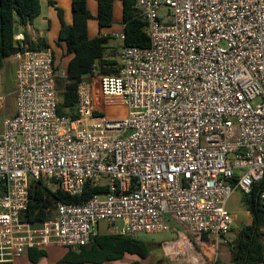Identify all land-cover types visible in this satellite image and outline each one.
I'll use <instances>...</instances> for the list:
<instances>
[{
  "label": "built area",
  "instance_id": "1",
  "mask_svg": "<svg viewBox=\"0 0 264 264\" xmlns=\"http://www.w3.org/2000/svg\"><path fill=\"white\" fill-rule=\"evenodd\" d=\"M135 6L150 46H126L123 29L118 73L82 77L76 117L57 112L67 72L52 50L26 45L13 55L16 111L0 130V263L86 246L101 222L135 238L181 226L218 243L234 228L231 195L264 180V0ZM118 104L126 117L103 115ZM33 180L73 197L87 184L106 191L58 202L31 223L21 215Z\"/></svg>",
  "mask_w": 264,
  "mask_h": 264
},
{
  "label": "trees",
  "instance_id": "2",
  "mask_svg": "<svg viewBox=\"0 0 264 264\" xmlns=\"http://www.w3.org/2000/svg\"><path fill=\"white\" fill-rule=\"evenodd\" d=\"M122 4V23L124 25L125 45L149 47L150 38L147 34V24L140 16L135 6V0H97V16H93L88 0H72V24L64 20V12L56 6V2L49 0L58 11L61 21L59 43L65 46V53L71 58L67 64V81L64 88H59L57 80L59 115L76 117L77 87L82 77L92 73L95 69L104 74H116L118 64L117 55L110 46L115 37L100 34L89 37L88 22L95 18L99 30L111 28L114 25V4ZM41 15V0H0V71L4 61L28 45L33 51L50 49L46 38L32 39L24 31V39L18 40L16 28L26 27ZM6 191V186L0 184V194ZM105 187H94L87 184L82 196H70L60 190L53 191L42 181L33 180L30 184V204L22 213L21 219L31 223H38L49 217V208H54L58 202L82 203L93 195L105 192ZM264 191V180L253 185L250 194H242V204L252 217L250 225L244 226L234 241L230 243L231 261L234 264H264V203L260 198ZM224 238V236H223ZM203 239H207L203 235ZM150 244L141 238L125 236L116 232L99 233L92 241L76 250L68 249L64 257L57 263H94L101 264L108 261L123 259L125 255H136L146 259L150 255ZM48 254L47 250H31L29 259L38 263ZM13 264V262L0 263Z\"/></svg>",
  "mask_w": 264,
  "mask_h": 264
},
{
  "label": "rangeland",
  "instance_id": "3",
  "mask_svg": "<svg viewBox=\"0 0 264 264\" xmlns=\"http://www.w3.org/2000/svg\"><path fill=\"white\" fill-rule=\"evenodd\" d=\"M47 3L43 4L44 13L47 10ZM165 10H161L160 14H162ZM93 20H96L93 18ZM122 26V20L120 15H116L113 28L110 31H117ZM114 44H120L121 41L119 38H115L112 40ZM113 50H111L115 55L119 54L120 46H113ZM69 55L64 53L61 58L60 62V72L65 73L67 72V62H68ZM67 77L60 78L59 88H64L66 84ZM12 87H11V80L9 78L3 80L0 74V125L3 123L4 118L8 113V108L12 103ZM105 115L109 119H122L127 115V109L124 105L118 104L114 106L108 107L104 112ZM227 209L235 216V223L234 228L231 232L226 234L223 238L220 237L218 239V243L214 238L203 239L204 242L200 241L198 236L189 235L188 232L183 228L175 227L176 229L170 230L167 232L161 233H147L141 234L139 238L144 239L147 241L150 246V255L147 258L148 262H153L155 264H192L197 263L198 261L202 264H234L231 261V251H230V243L235 240L237 237L239 230L249 225L248 221L250 222L251 215L246 210L244 205L242 204V193L237 190L235 191L231 197L229 198L227 204ZM100 233L107 234L110 232H115L116 228L111 227L106 222H101L99 225ZM180 232L189 235V239L191 240V245L188 247H181V252L178 254L171 255L168 252L165 253L166 244L175 242L180 237ZM226 240V242H225ZM161 245V246H160ZM168 246V245H167ZM48 255L44 258L42 263L40 264H50L55 259L59 258L63 252V248L60 246H50L48 247ZM193 255V257H192ZM194 256L198 257V261H194ZM136 259V256H127L125 258V263H129L128 260ZM200 259V260H199ZM141 261V259H139ZM32 264V263H31Z\"/></svg>",
  "mask_w": 264,
  "mask_h": 264
},
{
  "label": "crops",
  "instance_id": "4",
  "mask_svg": "<svg viewBox=\"0 0 264 264\" xmlns=\"http://www.w3.org/2000/svg\"><path fill=\"white\" fill-rule=\"evenodd\" d=\"M56 2V6L60 7L63 12H64V20L67 24H72L73 22V14H72V0H52ZM47 3V10L46 13H44V7L43 4ZM88 7L93 14V16H97L98 12V3L97 0H88ZM116 15H120L121 20H122V4L120 1H116L114 4V22ZM61 28V21L58 16V11L55 6H52L49 3V0H41V15L36 18L33 23L28 24L25 28H19V35L24 37V31H26L29 36L36 40L38 37H44L47 39L51 50L53 51L55 58L57 59L58 62H61L62 55L65 53V46L63 43H59L58 36H59V31ZM113 27L111 28H105L102 31L99 30L98 22L97 20H89L88 22V32H89V37L94 38L100 34L103 35H111L115 38H118V34L121 33L124 29V25L122 23V26L120 27L119 30L117 31H110ZM115 46H120V44H114ZM113 43H110V46H114ZM120 51V50H119ZM71 58L69 55L68 61ZM119 58V54L117 55V59ZM68 64V62H67ZM17 67V62L14 59L13 56L7 58L4 61L3 68L0 71L1 77L3 80L9 78L11 80V87H12V103L9 106L7 116H12L15 114L16 111V104H15V92H16V80H15V71ZM2 129V124L0 125V130ZM235 216H234V223H235ZM250 222L248 221L249 225L252 222V217L249 219ZM178 228H181V226H177ZM176 229V228H174ZM100 233V231H99ZM180 237L177 241L166 244L165 253L168 252L171 255L178 254V252H181L180 248L181 247H188L190 246V239L189 235H186L183 232H180ZM168 245V246H167ZM53 246V245H52ZM59 246V245H56ZM161 246V245H160ZM62 247V246H60ZM64 250L61 253L62 255L52 261L50 264H57L67 253L68 248L62 247ZM47 252H49L48 248L45 249ZM48 255V254H47ZM127 256H130L129 254L125 255L123 259L116 260V261H108L104 262L101 264H155L153 262H148L147 258L142 259L136 255H131V256H136L138 258L136 259H130L128 260L129 263H125V258ZM47 257V256H46ZM45 257H43L38 263H42ZM141 259V261H139ZM32 262L29 259V253L25 254L22 258L17 259L13 262V264H31ZM34 264V263H32ZM62 264H73V263H62ZM82 264H94V263H82ZM192 264H202L200 262L197 263H192Z\"/></svg>",
  "mask_w": 264,
  "mask_h": 264
},
{
  "label": "water",
  "instance_id": "5",
  "mask_svg": "<svg viewBox=\"0 0 264 264\" xmlns=\"http://www.w3.org/2000/svg\"><path fill=\"white\" fill-rule=\"evenodd\" d=\"M15 33H16V34L19 33V28H16V29H15ZM121 226H122V224H120V225L118 226V228H117V233L120 232V230H121Z\"/></svg>",
  "mask_w": 264,
  "mask_h": 264
},
{
  "label": "bare ground",
  "instance_id": "6",
  "mask_svg": "<svg viewBox=\"0 0 264 264\" xmlns=\"http://www.w3.org/2000/svg\"><path fill=\"white\" fill-rule=\"evenodd\" d=\"M193 257V255H192ZM200 260V259H199ZM194 261L197 262L198 261V257L197 256H194ZM199 262V261H198Z\"/></svg>",
  "mask_w": 264,
  "mask_h": 264
}]
</instances>
